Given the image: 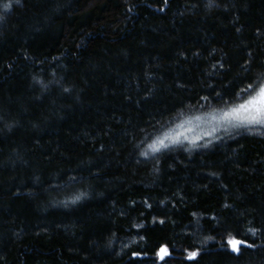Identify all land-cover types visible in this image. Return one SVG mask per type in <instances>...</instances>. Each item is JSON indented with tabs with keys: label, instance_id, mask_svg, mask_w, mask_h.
Returning <instances> with one entry per match:
<instances>
[{
	"label": "trees",
	"instance_id": "trees-1",
	"mask_svg": "<svg viewBox=\"0 0 264 264\" xmlns=\"http://www.w3.org/2000/svg\"><path fill=\"white\" fill-rule=\"evenodd\" d=\"M209 3L0 0V264H264V127L147 147L264 73V0Z\"/></svg>",
	"mask_w": 264,
	"mask_h": 264
},
{
	"label": "snow or ice",
	"instance_id": "snow-or-ice-1",
	"mask_svg": "<svg viewBox=\"0 0 264 264\" xmlns=\"http://www.w3.org/2000/svg\"><path fill=\"white\" fill-rule=\"evenodd\" d=\"M212 6L210 0L209 7ZM10 7V3H3L5 11H8ZM0 19H3V17L0 16ZM244 71L251 72V69L246 67ZM245 80H247V83H245ZM245 80H241L240 84H237L231 91L225 90L223 94L216 93V103H222V107L217 108L212 105L209 102V96H201L200 100L209 103L208 111L200 115L185 116L179 123H174L156 136L147 147L153 153L161 154L172 150L177 145L183 146L185 142L191 145L192 148H207L214 141L222 139L217 133L228 134L229 130L238 131L241 128L264 127V73L254 78L246 77ZM240 85L244 86L241 87ZM65 91L68 90L65 89ZM178 115H183V112L181 111ZM202 123L209 126L207 130L201 126ZM204 138L209 139L206 143L199 144L198 141ZM141 155H147V153L142 152ZM84 195V193H81L74 196L71 203L75 204ZM248 231L255 234L254 229L250 228ZM238 235V232L233 235L230 229H225L221 235V247L239 254L242 247L252 248L254 246V244H249L247 240L238 239ZM157 254L160 259H164L165 256L169 255L167 247L161 246ZM197 254L195 251L189 252L187 259H194ZM133 255L137 254L133 253Z\"/></svg>",
	"mask_w": 264,
	"mask_h": 264
},
{
	"label": "rangeland",
	"instance_id": "rangeland-1",
	"mask_svg": "<svg viewBox=\"0 0 264 264\" xmlns=\"http://www.w3.org/2000/svg\"><path fill=\"white\" fill-rule=\"evenodd\" d=\"M195 123V122H194ZM201 126L205 129V130H207V128L209 127L207 124H201ZM220 133H222V132H220ZM220 133H217V135L219 134L220 135ZM189 135H191V134H189Z\"/></svg>",
	"mask_w": 264,
	"mask_h": 264
}]
</instances>
